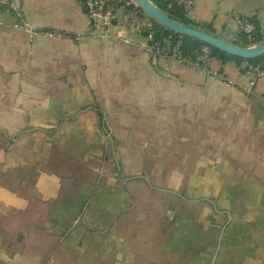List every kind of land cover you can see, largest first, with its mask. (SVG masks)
Listing matches in <instances>:
<instances>
[{"label":"crops","instance_id":"0c3cea01","mask_svg":"<svg viewBox=\"0 0 264 264\" xmlns=\"http://www.w3.org/2000/svg\"><path fill=\"white\" fill-rule=\"evenodd\" d=\"M193 2L188 26L264 43V0ZM115 15L128 42L79 0H0V264H264V68Z\"/></svg>","mask_w":264,"mask_h":264},{"label":"built area","instance_id":"2783aa9c","mask_svg":"<svg viewBox=\"0 0 264 264\" xmlns=\"http://www.w3.org/2000/svg\"><path fill=\"white\" fill-rule=\"evenodd\" d=\"M86 12L88 17L90 26L92 30L95 32L97 30V35L105 36L108 35L109 31L114 30V35L128 42V34L127 29L124 25H117L113 23V20H116L115 10L116 8L122 6H131L134 4L132 0H79ZM176 3L182 7L184 13L188 17L189 13L193 8V0H172L167 8L171 9L172 4ZM15 27L24 29L29 32V39H32L33 33L28 29L26 23L23 21L22 17L19 18L18 22L15 24ZM255 31V25L250 19H242L240 21V32L246 36V39L249 41L252 39V35ZM51 36L50 33H48ZM182 44V35L176 38L172 46H167L164 42H154L151 47L157 53H163L164 55L178 59L181 61L188 62L193 64L195 67L207 69L209 67V61L211 59V49L210 46L206 44H202L199 49L196 51L195 58L193 60H189L180 55V46ZM240 69L242 72L247 73L249 71L257 72V67L252 66L247 61L240 65ZM219 78H224L222 73H216Z\"/></svg>","mask_w":264,"mask_h":264},{"label":"water","instance_id":"95a60500","mask_svg":"<svg viewBox=\"0 0 264 264\" xmlns=\"http://www.w3.org/2000/svg\"><path fill=\"white\" fill-rule=\"evenodd\" d=\"M132 1L134 2V5L143 12L144 15L148 16L150 19L162 25L167 30L172 31L173 33L192 37L225 54L241 59H253L264 55V43L251 46L233 45L211 33L184 25L172 19L168 14L160 10L150 0ZM113 23L115 24L116 20H113ZM144 34L146 37L149 36V33L147 32H144Z\"/></svg>","mask_w":264,"mask_h":264},{"label":"trees","instance_id":"16d2710c","mask_svg":"<svg viewBox=\"0 0 264 264\" xmlns=\"http://www.w3.org/2000/svg\"><path fill=\"white\" fill-rule=\"evenodd\" d=\"M153 4H155L160 10L168 14L172 19L184 24L189 25L188 17L184 13L181 6L176 3L172 4V8L168 9L167 6L172 0H150ZM131 7V6H130ZM137 7V6H136ZM138 8V7H137ZM254 23V22H253ZM255 25V24H254ZM153 32V37L149 39L150 43L153 44L154 42H163L165 40L169 41V45L172 46L176 38L179 36L177 33H173L172 31L167 30L164 27H161L158 23L154 22L153 28L150 29V32ZM241 36V45L242 46H250V45H257L260 44L263 40L255 31L252 35L251 40H247L246 36L243 33H240ZM202 45V42L194 39L192 37L182 35V44L180 46V55L184 58L189 60H193L196 55V51ZM211 49V56H217L219 58H236L238 60H243L238 57H233L231 55L225 54L215 48L210 47ZM252 66H256L257 68L262 67L264 68V55L246 60Z\"/></svg>","mask_w":264,"mask_h":264},{"label":"rangeland","instance_id":"374dc122","mask_svg":"<svg viewBox=\"0 0 264 264\" xmlns=\"http://www.w3.org/2000/svg\"><path fill=\"white\" fill-rule=\"evenodd\" d=\"M124 6V3L122 4V7ZM153 22H155V21H153ZM155 23H157V22H155Z\"/></svg>","mask_w":264,"mask_h":264}]
</instances>
